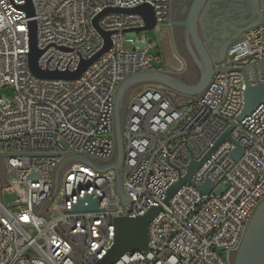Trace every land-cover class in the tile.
Instances as JSON below:
<instances>
[{
	"label": "built area",
	"instance_id": "2783aa9c",
	"mask_svg": "<svg viewBox=\"0 0 264 264\" xmlns=\"http://www.w3.org/2000/svg\"><path fill=\"white\" fill-rule=\"evenodd\" d=\"M175 1L0 0V91L12 89L11 96L0 94V264H94L113 243V219L143 215L152 206L161 209L148 225L147 250L126 252L114 264L233 263L264 198V104L237 121L246 87L264 81V22L228 46L200 95L148 84L127 98L120 169L124 199L117 196L111 173L99 171L116 153L119 84L142 72L180 69L173 62L163 65L157 51L162 41L169 45ZM28 2L33 16L24 9ZM144 3L155 13L151 34L134 31L145 25L138 14L108 11L94 23L107 9ZM32 20L43 50L41 70L75 71L103 48L99 30L111 32V47L77 79L37 78L28 65ZM232 122L231 139L165 203L167 190L187 174L188 164L202 160ZM235 143L243 147L237 161L231 155ZM74 155L91 164L62 163ZM206 179L214 187L203 194L197 186ZM6 194L14 200L7 202ZM87 196L96 198L99 210L73 213Z\"/></svg>",
	"mask_w": 264,
	"mask_h": 264
},
{
	"label": "water",
	"instance_id": "95a60500",
	"mask_svg": "<svg viewBox=\"0 0 264 264\" xmlns=\"http://www.w3.org/2000/svg\"><path fill=\"white\" fill-rule=\"evenodd\" d=\"M193 0L186 20L182 22L186 26L187 33L191 36L192 44L196 51L193 54L196 67L199 72V79L193 84L185 83L178 75L167 71H149L134 74L122 81L116 89L114 105V138L116 143V153L113 161L106 168L99 171L105 172L111 169L116 171L115 188L116 193L121 199H124V193L120 181V169L123 160V139L122 123L123 116L122 102L124 95L131 87L137 84H157L162 85L180 95L198 96L208 85L211 75L214 71L213 66L223 61L226 56L228 46L242 38L244 31L264 22V0ZM204 6V8H203ZM203 11L201 12V9ZM24 9L29 16L34 15L33 7L28 2ZM131 13L138 14L144 19L145 25L142 28L135 29V32L151 31L156 25L154 9L149 4H141L130 9H107L95 19L106 12ZM201 12V13H200ZM198 23L202 38L207 45L205 47L198 33ZM97 26V25H96ZM132 31V30H129ZM104 38L103 48L92 58L81 60L75 71H47L38 67V59L43 50L37 47L36 24L32 20L29 22V55L28 65L31 73L41 79H65L74 80L87 69V67L97 59L101 54L111 47L110 34L99 30ZM259 104H264V81L254 86H247L244 92V107L237 121L242 120L246 115L252 113ZM236 123L232 122L224 133L216 140L214 147L200 161H191L187 166V174L169 187L166 192V203L177 190L186 182L191 181L192 174L209 157L214 149L225 139H231L230 131ZM243 153V147L235 143V148L231 155L237 161ZM67 160L81 161L87 164L91 162L82 156H70ZM61 165L55 172V181L60 174ZM35 174L31 175V178ZM214 187V183L206 179L202 185L197 186L198 190L207 194ZM160 206L150 207L143 215L136 217H117L113 219L114 240L107 253L94 264H114L118 258L126 253L136 251H145L148 248V225L152 218L159 212ZM97 200L94 196H87L82 199L72 210L73 213L95 212L98 211ZM232 264H264V198L256 207L249 223L245 229L240 245L235 252Z\"/></svg>",
	"mask_w": 264,
	"mask_h": 264
},
{
	"label": "rangeland",
	"instance_id": "374dc122",
	"mask_svg": "<svg viewBox=\"0 0 264 264\" xmlns=\"http://www.w3.org/2000/svg\"><path fill=\"white\" fill-rule=\"evenodd\" d=\"M174 7V6H173ZM173 10V9H172ZM148 33H152V32H149ZM140 36L143 35V33L141 32L139 34ZM169 41V45L165 46V43L164 41H162L161 45L164 47H160L157 48V51H161V56H162V60H163V65L166 63L168 64H171L172 62L173 63H176L178 66H180V69L179 70H173V71H168L166 70L167 72L169 73H172V74H175V75H178L180 76L182 79H186V78H190L193 80L192 83H195L198 79H199V72L197 69H195V67L193 65H189L188 67L186 66V62L185 60L182 58V56L175 50L174 48V44H173V41L168 33L167 37H166ZM166 47V48H165ZM152 54H156V50L155 49H152L150 51ZM178 59L175 60V57ZM178 61V62H177ZM150 83H144V84H137L133 87H131L130 89H128V91L126 92V94L124 95V98H123V102H122V111H121V115L123 116V106L127 100V98L137 92L143 85H148ZM0 94H4L6 96H11L12 94V89L11 88H4L0 91ZM109 173H111V175L113 176L114 178V181H115V178H116V171L114 169H111L109 170ZM3 179H4V166H3V161L0 159V186L1 184L3 183ZM117 196L119 197V195L117 194ZM5 200L7 202H12L14 200V196L13 195H8L6 194L4 196ZM15 207H12V210H14Z\"/></svg>",
	"mask_w": 264,
	"mask_h": 264
},
{
	"label": "flooded vegetation",
	"instance_id": "af4514ba",
	"mask_svg": "<svg viewBox=\"0 0 264 264\" xmlns=\"http://www.w3.org/2000/svg\"><path fill=\"white\" fill-rule=\"evenodd\" d=\"M193 0H176L173 4V10L170 17V29H169V35L173 41L175 50L182 56V58L186 62V66L193 65L195 69L196 63L194 61L193 54L196 56L195 48L191 41V36L186 31V26L182 24L186 20L190 5ZM208 0L204 2V6L207 3ZM213 1V0H212ZM203 6V8H204ZM203 8L201 9V12L203 11ZM200 12V13H201ZM198 33L200 38L202 39L205 47L207 48V45L205 44L199 23H198ZM208 49V48H207ZM198 70V69H197ZM187 84H193V80L190 78L182 79Z\"/></svg>",
	"mask_w": 264,
	"mask_h": 264
},
{
	"label": "bare ground",
	"instance_id": "6f19581e",
	"mask_svg": "<svg viewBox=\"0 0 264 264\" xmlns=\"http://www.w3.org/2000/svg\"><path fill=\"white\" fill-rule=\"evenodd\" d=\"M176 60V59H175ZM178 62V61H177Z\"/></svg>",
	"mask_w": 264,
	"mask_h": 264
}]
</instances>
